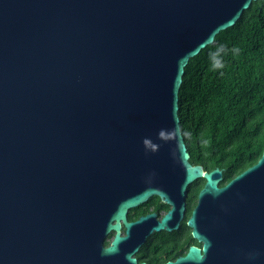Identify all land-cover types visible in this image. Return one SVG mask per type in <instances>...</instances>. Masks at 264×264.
I'll return each mask as SVG.
<instances>
[{
  "label": "water",
  "instance_id": "95a60500",
  "mask_svg": "<svg viewBox=\"0 0 264 264\" xmlns=\"http://www.w3.org/2000/svg\"><path fill=\"white\" fill-rule=\"evenodd\" d=\"M257 1L0 0V264H147L201 179L202 248L167 264H264V152L221 187L180 118L190 61Z\"/></svg>",
  "mask_w": 264,
  "mask_h": 264
},
{
  "label": "trees",
  "instance_id": "16d2710c",
  "mask_svg": "<svg viewBox=\"0 0 264 264\" xmlns=\"http://www.w3.org/2000/svg\"><path fill=\"white\" fill-rule=\"evenodd\" d=\"M181 97V125L193 165L224 170V186L259 161L264 152V2H254L237 26L221 32L190 61ZM189 189L187 229L201 181ZM152 208L170 209L154 197L133 216Z\"/></svg>",
  "mask_w": 264,
  "mask_h": 264
},
{
  "label": "flooded vegetation",
  "instance_id": "af4514ba",
  "mask_svg": "<svg viewBox=\"0 0 264 264\" xmlns=\"http://www.w3.org/2000/svg\"><path fill=\"white\" fill-rule=\"evenodd\" d=\"M259 1L264 2V0H259ZM205 171L207 170L205 169ZM223 174H224V170H223ZM199 181L202 182L201 184V189H202L205 185V180L201 179ZM220 186L222 187V183ZM149 201L144 205L148 204ZM196 202H198V197ZM136 209L131 210L128 214V218L130 222L136 221L140 217L146 216L150 213H157L158 218L161 219L163 217L161 216V214L163 212L165 214L167 213V211L157 212L154 211V209L152 208L148 214L135 217L133 215H134V210ZM187 215H188V202H187ZM185 219L187 220V216ZM184 222H182L180 229L178 231H173L170 233L166 231L160 233H153L151 236L148 237L146 243L142 247H140L139 251L135 254L134 257L139 261V263L145 262L147 264H167L169 261H174L181 256H185L188 251L184 255L180 254L183 252L185 246H189V248L191 246H197L199 248H202V244L193 238L192 230L189 227H188L189 229L184 227L183 225ZM122 232L123 234L125 233V228L122 229ZM185 239L187 240L185 241ZM148 248L151 249L149 252L146 251Z\"/></svg>",
  "mask_w": 264,
  "mask_h": 264
},
{
  "label": "rangeland",
  "instance_id": "374dc122",
  "mask_svg": "<svg viewBox=\"0 0 264 264\" xmlns=\"http://www.w3.org/2000/svg\"><path fill=\"white\" fill-rule=\"evenodd\" d=\"M201 184H202V182H201ZM185 220H186V219H185ZM185 220H184V221H185Z\"/></svg>",
  "mask_w": 264,
  "mask_h": 264
}]
</instances>
